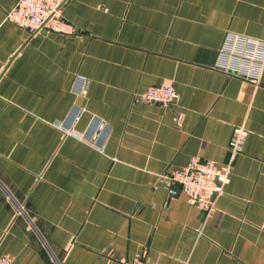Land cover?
<instances>
[{"label": "crops", "instance_id": "crops-1", "mask_svg": "<svg viewBox=\"0 0 264 264\" xmlns=\"http://www.w3.org/2000/svg\"><path fill=\"white\" fill-rule=\"evenodd\" d=\"M0 0V254L13 264H264V68H213L229 29L264 39V0H65L71 35L29 33ZM76 74L88 80L75 95ZM178 93L144 102L148 86ZM109 126L103 152L55 126ZM235 126L247 130L230 156ZM231 163L207 216L161 173Z\"/></svg>", "mask_w": 264, "mask_h": 264}, {"label": "built area", "instance_id": "built-area-1", "mask_svg": "<svg viewBox=\"0 0 264 264\" xmlns=\"http://www.w3.org/2000/svg\"><path fill=\"white\" fill-rule=\"evenodd\" d=\"M65 0H17L6 14L5 19L24 28L29 33L40 28L48 31L71 35L73 26L62 17ZM213 68L225 74L239 77L254 86H258L264 68V39L225 30L218 47ZM71 90L75 95L85 96L88 92V80L76 74ZM178 98L172 85L155 84L148 86L140 99L147 103L167 105ZM82 108L74 103L68 115L55 121V126L65 136H74L103 152V144L109 134V126L99 118L93 117L83 130L74 128ZM247 130L235 126L228 142L230 156L241 152ZM231 163L216 164L213 160L192 156L186 165L178 169L164 170L161 179L169 193L175 194L180 187L189 201L203 216L209 215L215 208V199L224 192L229 181ZM0 264H13L6 254H0ZM127 264H143L142 258H134Z\"/></svg>", "mask_w": 264, "mask_h": 264}]
</instances>
